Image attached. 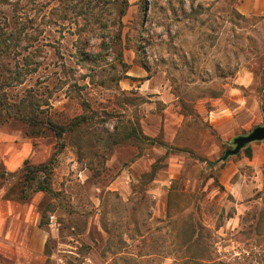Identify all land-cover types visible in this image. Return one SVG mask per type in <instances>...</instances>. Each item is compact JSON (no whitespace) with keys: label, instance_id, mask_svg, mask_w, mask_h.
<instances>
[{"label":"rangeland","instance_id":"1","mask_svg":"<svg viewBox=\"0 0 264 264\" xmlns=\"http://www.w3.org/2000/svg\"><path fill=\"white\" fill-rule=\"evenodd\" d=\"M112 1L0 0V35L25 48L0 37V230L26 233L0 264H264V143L223 159L264 124L263 8L128 0L121 60L99 45ZM31 100L62 137L15 115ZM28 145L60 196L21 198L26 161L6 159Z\"/></svg>","mask_w":264,"mask_h":264},{"label":"trees","instance_id":"2","mask_svg":"<svg viewBox=\"0 0 264 264\" xmlns=\"http://www.w3.org/2000/svg\"><path fill=\"white\" fill-rule=\"evenodd\" d=\"M112 3L114 4V8L117 10L118 12V22H113V24L108 25L105 30L104 28H102V31L104 32V34L102 36H100L99 38H101L100 40V44L101 48H104L107 53L110 52H117L118 56L120 57V59L123 57V51H124V37H123V22L121 20V18L125 15V13L127 12V8H128V0H113ZM98 29H100V27H98ZM96 31V28L94 29ZM97 32H92V35L90 37V39H88L86 42L90 43L92 38L97 39L96 34ZM10 36V35H9ZM1 39L3 40L2 43L5 44L4 50H1L4 53H7L8 51H10L9 47L11 46L12 48H14V50L18 51V49L21 50H25L24 46H21L20 44V40H21V34L18 33L16 34V36L12 35L10 37L15 38V40L12 41V39L10 37H2L0 35ZM0 42V43H1ZM20 47V48H19ZM102 50H100L99 52L95 53L94 51L90 52H86L83 51L82 53L85 55V61H88V59L92 62L98 63L101 60V53ZM92 54V55H91ZM83 57V58H84ZM122 60V59H121ZM22 73L18 72L17 76H16V80L19 83H22L21 81L23 80L22 78ZM264 83V82H263ZM32 105H29V108L32 109L29 113H25L23 112V110H20L15 113L16 116H21L22 118H24L26 121L30 122V123H34V125H38L41 127H46L48 125H54V129L53 131H57V135L58 137H62V135L66 132L64 130V128H61L60 126H58V124L56 122H54L53 120H48V121H44L42 118H39V115L41 114L39 111V107H41L42 105L39 102H35V100H31ZM263 110H264V106ZM25 109V108H23ZM37 109V110H36ZM76 125V124H75ZM61 129V130H60ZM138 133V131L133 128V130H131V135ZM130 134V133H129ZM144 139L150 140V138L143 136ZM142 137V138H143ZM162 146H165L167 153L173 149L172 147H169L168 145H165L163 143H159ZM250 144H248L244 149L245 154L247 156H251L252 155V150L251 147L249 146ZM224 159V158H223ZM212 163V162H211ZM52 159L43 163L38 164L37 166H33L31 164H28V160H26L24 167L19 171V180H18V188L20 189L21 192V198L22 199H27L29 196V193L32 192H45L49 195H53V196H60L59 194H57V192L55 190H53L51 183H50V176L52 173ZM11 175H13V173H10ZM8 174V175H10ZM155 172L151 171L149 173L150 175V179L154 176ZM45 218V214H43V220Z\"/></svg>","mask_w":264,"mask_h":264},{"label":"crops","instance_id":"3","mask_svg":"<svg viewBox=\"0 0 264 264\" xmlns=\"http://www.w3.org/2000/svg\"><path fill=\"white\" fill-rule=\"evenodd\" d=\"M259 2H260V4H259ZM262 8L264 10V0H258L257 5L254 4V2H249V3H245L244 5H242L240 7L241 12L244 14H246V13L252 14L254 12L262 10ZM237 83H238V85H246L241 76L237 77ZM259 142H261V141L252 142V144H251L252 145L251 146L252 155L250 156L251 158L253 156L255 157L259 153V152H257L258 150L256 151V149L254 148L255 147L254 144L259 143ZM261 143H264V140ZM31 152H32V148L30 145L25 146V148H22V147L21 148L20 147L10 148L9 152H7L8 157L6 159V164H7L8 169H9L8 171L14 172L17 169H19L21 167V165L26 160H28L29 156L31 155ZM247 157H249V156H247ZM0 215L3 216V215H7V214L3 210H0ZM2 234H3V231L0 230V238H1L0 249L7 250V251L9 250V248H11V246L16 245V244L19 245L22 243V242H17L18 238H20L21 236L23 237L24 235L26 236V233L24 234L21 229H18V231L7 230L5 232L4 236H2ZM19 247L21 248L22 246L19 245Z\"/></svg>","mask_w":264,"mask_h":264},{"label":"water","instance_id":"4","mask_svg":"<svg viewBox=\"0 0 264 264\" xmlns=\"http://www.w3.org/2000/svg\"><path fill=\"white\" fill-rule=\"evenodd\" d=\"M263 140H264V124L256 126L248 134L237 136L234 139V144H235L234 148L226 150L224 154V159L228 158L231 155L238 154L243 148H245L248 144L252 142L263 141Z\"/></svg>","mask_w":264,"mask_h":264}]
</instances>
